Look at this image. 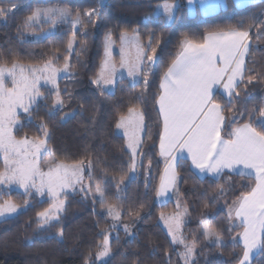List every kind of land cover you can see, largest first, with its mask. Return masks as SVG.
<instances>
[{
    "label": "trees",
    "instance_id": "16d2710c",
    "mask_svg": "<svg viewBox=\"0 0 264 264\" xmlns=\"http://www.w3.org/2000/svg\"><path fill=\"white\" fill-rule=\"evenodd\" d=\"M160 1L165 0H107L103 5L99 0H0V8L10 9L0 17V63L7 66L13 61L23 64L52 61L55 65H64L65 58L70 56L67 45L72 38L71 32L30 40L22 35L21 28L26 18L41 5L60 3L70 7L75 15L81 14L83 25L74 35L77 45L70 56L71 74L58 84L64 102L62 110L49 115L55 93L50 88H43L45 99L37 103L31 119L26 114L19 116L22 127L17 126L15 135L42 139L37 125L46 122L51 132L47 145L52 156L59 162L90 164L84 173L89 176L90 172L97 184L105 189V202L116 206L121 222L131 229L127 232L123 227L115 229L103 204L85 198L81 193L69 194L58 222L41 228L37 213L48 209L52 202L32 198L30 205L17 215L0 221V264H85L89 252L93 253L92 260L97 264V245L102 243L103 233L112 229L116 233L111 240L113 255L105 264H183L160 222L162 213L176 212L175 201L171 199L163 205L156 203L164 167L159 155L158 135L162 130V117L155 99L160 91L161 76L178 53L181 40L187 38L199 42L208 32L239 27L242 20L245 28L255 24L250 31L247 60V67L255 71L246 75H256L257 80L246 87L241 85L240 96L233 104L226 98L217 97L225 106V115L232 109L245 111L253 105L264 106V78H261L264 76V37L257 39V29L264 26L261 12L264 5L256 3L240 9L230 6L212 16L198 18L188 16L186 0H167L178 3L174 21L167 24L155 12ZM12 5L18 7L12 9ZM89 9L98 11L89 18L84 15ZM108 32L117 44L122 32H137L145 45L149 39L153 46L158 43V59L152 66L147 89L139 99L136 96L145 87L142 80L133 87V83L123 78L114 91H102L92 83L101 68ZM131 106L143 111L147 127L142 139V161L133 174L126 140L116 128L119 115L126 114ZM64 113L71 115L61 120ZM244 119H248L247 115ZM153 143L155 147H151ZM3 167L0 157V170ZM177 171L179 199L187 208L182 232L188 243L195 242V264H238L243 246L232 239L237 237L238 229L231 226L228 212L237 197L250 191L248 184L253 180L232 174L221 179L201 178L186 160L180 162ZM121 177L124 183L118 188L116 182ZM221 186L225 189L223 195L219 194ZM4 197L22 207L27 201V196L17 191L4 193L0 200ZM204 222L223 236L222 247L205 241ZM251 264H264V249H260Z\"/></svg>",
    "mask_w": 264,
    "mask_h": 264
},
{
    "label": "snow or ice",
    "instance_id": "6c2138e0",
    "mask_svg": "<svg viewBox=\"0 0 264 264\" xmlns=\"http://www.w3.org/2000/svg\"><path fill=\"white\" fill-rule=\"evenodd\" d=\"M252 2L264 5V0ZM188 3L191 4L192 0H188ZM11 7L14 9L18 6ZM156 7L163 9L168 21L173 18L176 5L165 0ZM9 10L0 8V17ZM97 11L89 9L84 15L90 18ZM261 12L264 14V9ZM70 14L71 9L68 8H37L26 18L25 25L30 26L31 22L41 15L55 25L57 17L65 18ZM74 24L83 25L79 12L76 14ZM253 27L255 24H249L245 28L241 20L239 27L208 32L199 42L187 38L181 40L178 53L162 73L160 91L155 98L162 117V130L158 133L159 155L165 161L156 192L157 197L164 196L169 189L176 190L180 179L177 169L180 167L181 158L188 159L190 167L201 173H211L216 179L222 178L226 170H236L237 166H242L239 170L240 175H244L245 169L255 173V186L237 197L228 212L229 219L232 218L233 212L236 217L242 218L243 232L232 238L243 245V255L239 258L238 264H251L252 254L258 249H264V106L257 108L253 105L245 111L232 109L225 115V106L217 97V89L223 91L229 104H233L240 96L241 85L246 87L257 80L256 75H246L255 71L247 67L245 59L250 53V31ZM261 37H264V26L257 29V39ZM120 40L121 58L117 66L110 51L111 34H106L105 59L92 83L102 91L114 89L118 82V68L126 69L127 76L133 78V87L135 83L143 81L145 87L136 96L139 99L147 89L152 66L158 59V43L157 46H153L152 40L149 39L148 44L144 45L139 42L138 36H129L126 32L121 33ZM133 41L134 45L131 43ZM74 42L75 36L69 40L68 50L72 49ZM131 47L135 48L134 55L131 54ZM26 67L15 61L10 68L0 63V154L3 155L4 163L3 169L0 170V183L18 184L27 195L43 196L47 189L53 203L48 209L37 213L41 227H45L50 226L53 221L58 222V214L65 207L64 200L60 198L66 195L65 189H74L75 185L79 184L82 192L91 191L83 185L84 169L91 165H86L84 161L74 165L58 163L46 143L51 136L46 122L42 121L37 125L44 139L39 137L29 139L27 136L18 139L14 135V128L18 125L22 127L17 109H22L31 119L38 98L45 99L40 91L41 79L50 84V91L55 93L49 115H55L57 111L62 110L64 103L61 99L62 90L56 80L59 69L52 66V61L45 62L42 69L27 68V74ZM68 68L69 63L65 58L64 70ZM37 71L41 73L40 76L35 75ZM9 80L12 85L10 88L7 86ZM70 115L71 113H64L60 119H67ZM245 115L248 117L246 120ZM240 120L244 122L240 123ZM233 123L235 127H232ZM116 128L123 130L127 148L131 153L130 167L135 171L137 157L142 155L141 135L147 133L143 111L135 106L129 107L126 114L119 115ZM151 147H155V143ZM42 154L52 156L51 159L43 161L47 167L46 172L41 167ZM89 178L91 179L90 172ZM123 183L124 178L121 177L116 186L119 188ZM224 192L225 189L221 186L219 194L223 195ZM97 193L103 203L104 193L99 187ZM27 204L28 201H25V205ZM18 207L5 202L0 205V215L14 213ZM108 212L115 226L119 216L114 206H108ZM161 219L167 225L173 243L183 245L184 251L178 253V256L184 264H191L195 242L186 243L182 236H177L172 223L173 221L177 225L180 223V214L166 217L162 213ZM123 227L126 232L130 231L128 224ZM203 235L208 240L214 239L217 246H223L221 236L210 226L203 227ZM97 248L99 251L95 253L96 260H102L111 253L108 234L103 233V241ZM92 257L93 253L89 252L85 264H94Z\"/></svg>",
    "mask_w": 264,
    "mask_h": 264
},
{
    "label": "rangeland",
    "instance_id": "374dc122",
    "mask_svg": "<svg viewBox=\"0 0 264 264\" xmlns=\"http://www.w3.org/2000/svg\"><path fill=\"white\" fill-rule=\"evenodd\" d=\"M107 2V0H99V3L100 5H103ZM169 2V1H168ZM54 7H62V8H68V9H71L70 7L64 5V4H60V3H56V4H48V5H41V6H37L35 9L37 8H40V9H48V8H54ZM162 9V8H161ZM76 18V15L73 13V11L71 10V14L65 18H59L57 17L56 18V22H55V25H53V23L51 22V20H49L47 17H45L44 15H41L37 20L31 22L30 26L29 25H23V27L21 28V33L22 35L26 38V39H30V40H41V39H44L48 36H51V35H54V34H57V33H62V32H71L72 33V37L75 35V33L79 30V28L81 27L80 24H74V20ZM82 19V18H81ZM168 24V23H167ZM111 34V32H108ZM107 33V34H108ZM129 36H132V35H136L138 36V39H139V42L144 44V42L141 41L140 37H139V34L137 32H132V33H128ZM72 39V38H71ZM111 40H112V44L110 46V51H111V54H112V58L116 61L117 63V66L119 65V61H120V58H121V52H120V49H121V45L118 46L117 43L114 41V38L111 34ZM106 36H105V40H104V46H106ZM133 45L135 43V41L131 42ZM77 45V40L75 38V42L73 43V46H72V49L69 50L70 52V56L73 54L74 50H75V47ZM145 45V44H144ZM126 51H128V49L126 48ZM131 51V54L134 55L135 53V48L134 47H131L130 49ZM70 56L67 58V61L69 63V68L67 70H64V65L62 66H58V65H55L53 62H52V66L56 69H59V71L56 73V80H57V83L59 84V81L70 75L71 74V69H70V66H71V60H70ZM105 59V50H104V57H103V60ZM103 62V61H102ZM20 65H23V66H27L26 67V74H27V68H31V67H35V68H40L42 69L45 65V63H42V64H23V63H18ZM155 64V63H154ZM12 65L8 66L9 68L11 67ZM17 71L19 72V69H17ZM35 75L37 76H40L41 73L40 72H35ZM46 75V73H45ZM128 79L130 81V83H133V78H130L127 76V71L126 69H119L118 68V74H117V81L118 80H121V79ZM138 83V82H137ZM7 86L10 88L12 87L11 85V82L10 80L8 81L7 83ZM116 87V86H115ZM115 87L114 89H105V90H108V91H114L115 90ZM43 88H50L51 89V85L50 84H47L45 83V81L43 79H41L40 81V91L41 93L43 94L44 96V93H43ZM41 99L38 98V102L40 101ZM17 112H18V115L20 116L21 114H25L23 112L22 109H17ZM19 120H20V117H19ZM144 121H145V118H144ZM20 123H21V120H20ZM146 125V123H145ZM17 127L14 128V135H15V131H16ZM117 132L122 135H123V130L122 129H117ZM16 136V135H15ZM143 136L144 134L141 135V139H143ZM17 137V136H16ZM18 138V137H17ZM125 138V137H124ZM19 139V138H18ZM31 139V138H29ZM44 139V138H42ZM126 140V138H125ZM47 143V141H46ZM48 146V145H47ZM126 147H127V144H126ZM128 149V148H127ZM130 152V150H128ZM131 154V153H130ZM0 157L1 159L3 160V155L0 154ZM52 156L48 155V154H42V158H41V167L42 169L46 172L47 171V167L44 165L43 161H46V160H49L51 159ZM56 160V159H55ZM57 161V160H56ZM142 161V157L141 155L137 157V165H136V168H135V171H132V174L133 172H136L137 171V166L138 164ZM58 163H64V162H59L57 161ZM64 164H69V165H74V164H77V163H64ZM83 185L86 187V188H90L91 191L90 192H82L80 190V185L77 184L75 185V188H68V189H65V192H66V195H62L60 198L64 200L65 202V206H66V197L69 195V194H75V193H81L83 195V197L85 198H88V199H91V200H98L101 202V197L99 195V193H97V187H99L104 195H103V209L108 213L109 215V212H108V206H114V205H109L105 202V189L101 186H99L97 184V181L94 179V177L92 176L91 174V179L89 178V176H87L85 173H84V176H83ZM255 186V182L253 180V182L249 183L248 184V188H252ZM178 189H179V180L177 182V188L176 190H172L169 189V191L162 197H157L156 195V203L158 205H163V204H166L167 202H169L171 199H173L175 201V204H176V212H170V213H163L166 217H171V216H174L175 214L179 213L180 214V217H181V220H180V223L177 225L175 224V222L173 221V226L176 230V235L177 236H182L184 239V235H183V232H182V222H183V218L187 212V208L185 205H183L179 199V195H178ZM12 191H17V192H20L22 194H25V191L22 187H20L18 184H6V183H0V196H2L4 193H7L9 194L10 192ZM169 194V196H168ZM27 201H28V204L25 205L24 207L18 205L15 201H13L12 199H9V198H6L4 197L2 200H0V205L4 204L5 202H10V203H13L15 205H18L19 207L17 208V211L14 212V213H6L5 215H0V221L1 220H4V219H7V218H10V217H13L15 215H17L20 211H22L25 207H27L28 205H30L31 203V199L32 198H38L40 200H43V199H49L51 200V202L53 203V200L48 196L47 194V189H45V193L43 196L41 195H38V194H33V195H27ZM168 197V198H167ZM115 208V212L118 214L119 216V220L115 222V226L114 228L117 229L119 227H123L124 224L121 222V214L120 212L118 211V209L116 208V206H114ZM65 210V207L63 208V210L61 212H59L58 214V217L60 218L63 214ZM109 217L111 218L112 220V223L114 225V221H113V218L111 215H109ZM59 220V219H58ZM230 223H231V226L234 227V228H237L238 229V232L236 234V236H238L239 233H242L243 232V227H242V218H239V217H236L235 216V212H233L232 214V218L229 219ZM55 221H53L52 223H54ZM160 222L163 224V226L165 227L166 231L168 232L169 236H170V239L171 241L173 242V239H172V235L169 233L168 231V227L167 225L165 224L164 220L161 219L160 217ZM51 223V224H52ZM205 225H208V223L204 222L203 223V226H202V234H203V227ZM48 226H45V227H41V228H46ZM124 228V227H123ZM114 229H112V231H108L106 232V234L109 235V242H110V247H111V253L107 256V257H104L102 260H96L98 263L97 264H105L109 259H111L112 255H113V248H112V245H111V240L112 238L115 236V231H113ZM131 231V229H130ZM204 236V235H203ZM221 236V235H220ZM205 238V236H204ZM222 240H223V243H224V238L223 236H221ZM205 241L207 243H209L210 245H217L213 240H208L205 238ZM185 242L188 243L185 239ZM240 243V242H239ZM174 246L176 247L177 249V252L178 253H181L184 251V248H183V245L182 244H178V243H173ZM242 244V243H240ZM243 246V245H242ZM260 251V249L256 250L252 256H251V262L252 260L254 259V257L258 254V252ZM179 260L184 264V261L178 256ZM191 264H195L194 262V258L192 257L191 259Z\"/></svg>",
    "mask_w": 264,
    "mask_h": 264
},
{
    "label": "crops",
    "instance_id": "0c3cea01",
    "mask_svg": "<svg viewBox=\"0 0 264 264\" xmlns=\"http://www.w3.org/2000/svg\"><path fill=\"white\" fill-rule=\"evenodd\" d=\"M164 2L165 1H160L158 4H163ZM168 3L176 5L175 10H174V14H173V18L170 21H168L166 19L165 13L163 12V9L156 7V11L155 12H156V14L158 16H162L166 23L171 24L174 21V19H175L178 3L177 2H173V1H169ZM186 3H187L188 16H190V17H198V18H206V17L212 16L214 14H217V13L227 9L230 6L233 7V8H236V9H240V8H244L246 6H249V5L253 4L252 0H192L191 4H189L188 0H186ZM117 45L120 46L121 45V41ZM250 46H251V44H250ZM248 56L245 58L246 59V64H247ZM118 82H119V80H118ZM118 82H117V84H118ZM117 84H116V87H117ZM217 96H220V97H223V98L227 99V97L225 96L223 91L220 90V89H217ZM186 155L187 154L185 153L184 156H186ZM182 160L188 161V163L190 165V161L188 159L181 158L180 162ZM163 161H164V158H163ZM164 168H165V161H164L163 170H164ZM190 168L193 170V172L197 176H199L201 178L210 177V178L216 179L211 173H207V172L201 173V172H199V170L195 169L194 167H190ZM241 168H242V166H237L236 170H226L224 176L226 174L240 175L239 174V170ZM163 170H162V172H163ZM241 176H244L246 178H250V179L254 180V182H255V173L252 170L245 169L244 170V175H241ZM159 184H160V182H159ZM171 191H172V189H171ZM168 196H169V194H168Z\"/></svg>",
    "mask_w": 264,
    "mask_h": 264
}]
</instances>
